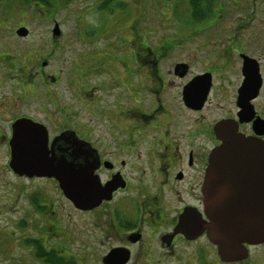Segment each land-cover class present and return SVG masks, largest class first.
<instances>
[{
	"label": "flooded vegetation",
	"instance_id": "flooded-vegetation-1",
	"mask_svg": "<svg viewBox=\"0 0 264 264\" xmlns=\"http://www.w3.org/2000/svg\"><path fill=\"white\" fill-rule=\"evenodd\" d=\"M10 1L0 0V8ZM34 1L53 24L49 34L43 28L36 47L25 42L33 35L25 25L0 26V147L7 148L10 161L17 125H38L51 151L93 170L100 189L110 190L98 205L83 209L54 177L30 178L11 170L16 177L53 184L49 191H22L24 211L35 216L26 219L28 227L36 222L46 233L38 238L46 252L43 264H189V244L200 241L217 252L205 232L189 238V211L208 220L203 189L210 154L221 144L215 133L219 122L234 120L239 133L264 142V28L245 29L250 30L245 36L238 28H214L207 15L199 16L197 25L189 17L187 26L144 28L139 16L134 26L121 29L126 62L106 54L95 59L91 50V64H73V78L66 83L59 47L64 32L53 18L58 6ZM105 3L100 9L109 8ZM104 27L94 28L104 32ZM22 28L25 35L18 33ZM131 28L133 36L126 39ZM51 61L60 67L47 70ZM114 61L121 66L116 73ZM90 72L110 73L123 92L102 115L94 107L97 82L82 81ZM65 85L72 89L71 103ZM64 211L91 234L66 235ZM248 248L245 261L264 252V243Z\"/></svg>",
	"mask_w": 264,
	"mask_h": 264
},
{
	"label": "rangeland",
	"instance_id": "rangeland-1",
	"mask_svg": "<svg viewBox=\"0 0 264 264\" xmlns=\"http://www.w3.org/2000/svg\"><path fill=\"white\" fill-rule=\"evenodd\" d=\"M27 1L12 0L6 7L0 8V26L12 28L25 25L33 33L32 37L25 42L36 47L35 41L43 28L46 34H49L47 29L53 24L45 20L46 15H43V12L46 8H40L34 0ZM51 1L58 6L53 11V18L60 23L64 32L65 39L59 47L62 58L65 60L66 67H64L67 69L66 83L73 78L74 73H71L74 68L73 64L76 67L80 65L85 67L91 64L87 56L91 50L95 59H97L96 56L101 58L106 54L109 56V60L111 57L126 62L128 58L123 51L121 52L123 40L121 29L128 30V26H134L133 22L139 16L141 19L139 24L144 28L187 26L189 17L194 18L196 21L193 22V25H197V18L204 15L209 17L208 22L215 20L214 28H219L222 25L227 28H238V32L245 36L250 33V30L245 29L259 27L262 31L264 28V0H216L217 4L213 5L210 11L206 4H204V9L203 6L194 9L190 0H107L110 9H100L101 5L106 7V0H61L64 3H57V0ZM221 3L222 7H219ZM102 24L105 25L104 32L99 28H94L102 27ZM111 24L112 31L109 30ZM139 24L137 23L138 26ZM92 29H95L96 32ZM131 29L130 33H126V39L132 38L134 29ZM2 32L6 34L8 31L3 30ZM102 33L108 36L106 40L101 38ZM22 43L19 45L22 46ZM97 43L99 46L96 45ZM100 46H103L108 54L101 53ZM115 63L116 61H114ZM56 64L57 61H51L52 66L46 67V69L50 71L58 69L60 66L58 67ZM116 64L115 73L117 70H121L120 64L119 67ZM76 74L79 75V72L76 71ZM85 80L90 81L93 86L96 82L98 84L94 89V94L98 97L97 105L94 107L100 108L97 110L98 113L102 115L103 111L117 104L122 89L114 85L110 73H86L82 78V81ZM101 85L107 86L108 89H101ZM68 86L72 87L73 85L68 83ZM71 92L72 89L65 85L67 103H71L69 98ZM6 151V147H0V264H43L41 258L36 257L35 250L36 245H39L37 241L39 236L46 233L43 231V227H37L36 222L30 223L31 226L28 227L26 219L35 218V216L32 212L26 214V197L22 195V191L37 192L42 188L49 191L53 190V184L49 181L31 182L16 177L9 169V157ZM53 193L55 194L56 191ZM16 197H18L17 202L14 201ZM68 212L64 211L66 235H75L80 230L83 231V234H91V229H78L75 221L76 216H71ZM67 239L70 240V238ZM263 253L258 250L249 260L237 264H264ZM216 259L219 260L216 250H212L207 242L200 241L189 244V264H234L216 261Z\"/></svg>",
	"mask_w": 264,
	"mask_h": 264
},
{
	"label": "water",
	"instance_id": "water-1",
	"mask_svg": "<svg viewBox=\"0 0 264 264\" xmlns=\"http://www.w3.org/2000/svg\"><path fill=\"white\" fill-rule=\"evenodd\" d=\"M18 33L25 35L27 30ZM16 130L9 161L14 173L54 177L66 197L83 209L93 208L110 193L100 189L93 170L79 168L51 151L40 126L20 122ZM215 133L221 144L210 154L203 189L208 220L189 211V238L205 232L222 262L237 263L248 259V245L264 243V142L239 133L234 120L219 122Z\"/></svg>",
	"mask_w": 264,
	"mask_h": 264
},
{
	"label": "trees",
	"instance_id": "trees-1",
	"mask_svg": "<svg viewBox=\"0 0 264 264\" xmlns=\"http://www.w3.org/2000/svg\"><path fill=\"white\" fill-rule=\"evenodd\" d=\"M190 2L194 6V9H196V7H200V6H203V9H204V4H206L208 6L207 8L209 11L211 10L213 5L217 4L216 0H190ZM40 244L41 243L39 241V245H36L37 251H36L35 255H36V257L43 259V256L46 252L44 253V250H42Z\"/></svg>",
	"mask_w": 264,
	"mask_h": 264
}]
</instances>
